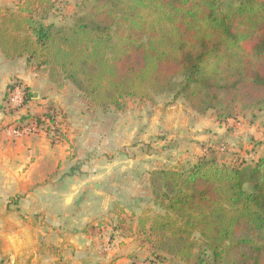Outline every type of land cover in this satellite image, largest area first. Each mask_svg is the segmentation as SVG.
Returning <instances> with one entry per match:
<instances>
[{"label": "trees", "instance_id": "16d2710c", "mask_svg": "<svg viewBox=\"0 0 264 264\" xmlns=\"http://www.w3.org/2000/svg\"><path fill=\"white\" fill-rule=\"evenodd\" d=\"M55 4L0 9L6 59L26 57L102 110L177 91L219 122L238 107L264 112V0H92L70 26L47 23ZM23 92L25 106L32 96ZM150 185L164 213L146 211L136 233L156 260L264 264V156L226 164L209 150L189 167L154 170Z\"/></svg>", "mask_w": 264, "mask_h": 264}, {"label": "crops", "instance_id": "0c3cea01", "mask_svg": "<svg viewBox=\"0 0 264 264\" xmlns=\"http://www.w3.org/2000/svg\"><path fill=\"white\" fill-rule=\"evenodd\" d=\"M19 1L0 0V9H12L14 3ZM10 86L26 88L31 93V99L23 108L12 109L9 106L7 93L13 89L9 90ZM68 86L64 84L59 87L52 83L49 72L45 68L36 70L28 66L26 57L14 61L6 59L0 49V238L8 235L10 222L17 221V238L26 237L30 233L35 236L20 239L28 244L33 243L26 259L34 255V264H47V257L42 260V255L37 252L35 246L39 243L41 234L45 235L44 227L23 225L22 221L20 222L22 216L27 218L26 215L41 214L48 223H52V229L57 225L70 228L78 224L82 227L83 233L76 237L77 240H71L76 245L77 241L83 244L78 247L80 251L75 253L78 260H74L73 264H139L148 258L151 260L153 258L149 245H140L139 240L143 238L136 233L137 225L132 227L133 233H121L124 228L116 230V246L113 245V249L107 253H104L99 245L92 246L93 243L99 242L100 236L88 233L94 229L108 227L112 224L110 219L113 218H118L120 223L122 220L116 212H129L134 209L136 205L132 197L144 192L146 186L143 188L140 186L142 182L138 181L143 175L150 180L152 171H141L136 166L140 163L137 162L138 159L133 155L122 154L120 150L123 137L128 133H132L139 141H147L150 137L147 132L153 125V119L150 115L147 116L151 120L142 124L144 126L140 129L143 133H140L137 126L141 125L140 123L125 125L110 122L101 109H96L101 123L84 124L82 131L80 126L84 121H90V116L86 110L79 108L80 105H77L73 96L78 93L72 86ZM60 111L67 116L62 126L66 134L55 144L45 134L16 137L9 132L12 127L28 122L26 116L40 114L41 119L47 118L44 116L47 113L57 116ZM137 112H133V115ZM179 123L177 121L171 126L168 122L165 124V129H171L166 133L169 135L168 139L174 138ZM231 123H234V120H229L228 124H218L215 120L200 119L194 124L197 130L194 128L192 133L181 128L178 131L180 135L192 134L195 139L184 151L196 152L201 157L208 154L209 147L219 143H227L232 147L235 144L241 145V142L246 141L247 132L252 130L244 127L227 132L226 127H233ZM122 124L127 130L121 129ZM147 124L148 127L145 126ZM122 130L125 132L122 133ZM242 132L246 134L243 136ZM77 137L86 144L89 154L80 160V170L70 171L73 165H67L69 161H66L64 149L69 141L78 140ZM186 141L183 140V144H186ZM190 141L188 140V143ZM107 146L112 149V154H105ZM239 149L243 150L242 147ZM63 161L65 165L60 169L59 165ZM16 196L21 197L22 201L14 209L18 211L10 213V199ZM130 228L131 225L128 231Z\"/></svg>", "mask_w": 264, "mask_h": 264}, {"label": "rangeland", "instance_id": "374dc122", "mask_svg": "<svg viewBox=\"0 0 264 264\" xmlns=\"http://www.w3.org/2000/svg\"><path fill=\"white\" fill-rule=\"evenodd\" d=\"M16 4L14 3L13 10H16ZM91 5L92 0H56L54 11L47 23L70 26L78 16L88 13ZM65 85L72 86L69 83H65ZM70 86L68 87L71 88ZM19 88L23 89L22 87ZM176 92L157 95L153 94L152 99L146 101L128 99L126 100V110L124 112L116 110L114 107L100 110L103 114H106V118L110 122H120L123 124L125 123V125H132L134 122L136 124L140 123L141 125H137L139 129L144 126L142 124H145L146 120L153 119V125L149 127V132H147V134H150L147 141H139L136 137H133L134 135H132V133H128V135L123 137V145L120 150V153L122 154L127 156L133 155L137 158V162L140 163H137L136 166H138V169L141 171L143 170V172H153L157 169L177 166L178 164H183L186 167L193 164V161L199 157V154L196 152L190 153L189 151L184 150L190 143H193L195 139H193L192 134L185 133L180 135L178 131L181 128L188 133H192L194 128L197 130L194 124L200 119H208L210 121L215 120L218 124L229 123V121L219 122L216 110H210L205 114L197 112L192 108L191 103L187 99L182 95H176ZM77 93L78 94L73 95L75 96V100H77V105H80L79 108L86 110L90 116V121H84L80 126L83 131L84 124H88L89 122L94 124L101 123V119L100 117H97L96 109L98 108L92 106L82 93ZM135 111L138 112L133 115V112ZM236 112L237 117L233 119L234 123H231L233 127H226L228 129L227 132H230V130L233 131V129L238 130L248 127L250 128L249 130L252 131L247 132L246 141L241 142V145L235 144L234 147L227 143H219L209 147L207 151L209 152V150H212L213 154L218 157L221 163H236L237 165L252 164L257 159L264 156V112L252 116L250 112L245 111L242 107H238ZM148 115H150L151 119L147 118ZM40 116V114L26 116L25 118L29 120L26 123L29 124L31 121H37L40 119ZM44 116L49 120L54 119V121L57 122L58 125L56 124L55 127L60 135V140H62L63 136L66 134L62 126L67 120V116L61 111L57 113V116L56 114L52 115L49 113ZM58 117L59 119H57ZM182 120L183 123L181 124ZM177 121L180 122L177 125V129H175L177 132L175 131L176 133H173L175 136L170 140L168 139L169 135L166 133L170 132L171 129H165V124L168 122L169 126H171L172 123ZM123 124L121 125V129L125 127ZM145 126L148 127V124ZM124 129L127 130V128ZM124 132L125 131L122 130V133ZM140 133H143L142 129H140ZM241 134L244 136L246 132H242ZM77 138L78 140L74 139L73 142L69 141L66 145V149H64L66 151V161H69V163L67 162V165H73L72 169H69L70 171L80 170L82 166L80 160L84 159L87 153L89 154L86 149V144L82 140L80 141L79 137ZM183 140H187L186 144H183ZM188 140L191 141L188 143ZM52 142L54 144L56 143L54 141ZM96 142L97 141H95V143ZM239 147H242L243 150L239 149ZM104 152L109 155L112 154L113 151L107 146ZM64 165L65 163L63 161L59 165V168L63 169ZM140 181L142 182L140 186L143 188L144 186L146 187L143 193L141 192V194H137L136 197H132L135 199L134 203L136 206H134V209L129 212H116L125 223L119 225L118 218H113L110 219L112 224H109L108 227L105 226L101 229L92 230L88 234L100 236L99 242L93 243L92 246L99 245L102 248L101 250L104 253H107V251L113 249V245L116 246L114 243L118 235L116 233V227L118 225L121 226V229L124 228V231H121V233H133L130 229L128 231L129 226L131 225V227L135 228L136 225H138L139 218L144 216L146 211L151 212L149 213L150 215L147 216H155L164 213L161 208L155 205L148 177L143 175L142 179L138 182ZM21 199L22 198L19 196L10 199V213L18 211H14V209L21 203ZM26 216L27 218L25 216L21 217L20 222L22 221L23 225L44 227L43 232L45 235L42 233L39 243L37 242V244H35L37 252L42 255V260L45 259L44 257H47V264H73L74 260H78L75 253L80 251L78 250V247H82L83 244L80 241H77L78 245H76V243H72L71 240H77L76 237L83 233V229L80 225L74 224V226L70 228L57 225L52 229V223H48L45 217L41 214ZM105 223L108 224L107 221H105ZM7 231L8 235L5 238H0V264H34L32 261L34 255L26 259L29 256L28 251H30L33 243L28 244L20 241V239L27 238L28 236H35L30 233L26 237L17 238L19 234L17 221L10 222ZM139 241L140 245L144 246L143 240ZM152 258L153 259L151 260L148 258L143 263L157 264L158 262L166 264H182L180 261L170 256L164 257L165 261L156 260L153 256Z\"/></svg>", "mask_w": 264, "mask_h": 264}, {"label": "built area", "instance_id": "2783aa9c", "mask_svg": "<svg viewBox=\"0 0 264 264\" xmlns=\"http://www.w3.org/2000/svg\"><path fill=\"white\" fill-rule=\"evenodd\" d=\"M9 106L12 109H21L24 107V92L23 89L15 87L9 91L8 94ZM57 124L54 120L47 118H41L37 121H31L29 124H20L10 129V134L16 137L32 136L38 134H45L51 138L52 141H60V135L56 130L55 125ZM58 125V124H57ZM147 264V263H139Z\"/></svg>", "mask_w": 264, "mask_h": 264}]
</instances>
